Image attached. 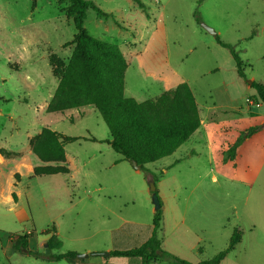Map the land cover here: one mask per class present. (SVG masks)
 <instances>
[{
    "label": "rangeland",
    "instance_id": "374dc122",
    "mask_svg": "<svg viewBox=\"0 0 264 264\" xmlns=\"http://www.w3.org/2000/svg\"><path fill=\"white\" fill-rule=\"evenodd\" d=\"M92 1L106 15L89 8L85 28L126 55L125 95L143 101L187 82L202 125L172 155L145 169L128 160L115 163L122 155L105 141L109 128L94 106H85L82 114L81 108L46 110L59 81L49 56L56 53L66 62L74 48L67 44L76 32L66 14L69 0H37L35 5L34 0H0V148L22 150L28 135L44 126L82 137L66 144L71 174L60 176L69 186L57 191L59 183H50L56 188L43 198V179L24 176L16 210L4 199L7 192L0 193V264H16L7 256L12 234L34 230L29 247L46 252L42 231L54 224L66 233L65 205L82 196L134 214L145 223L141 227L152 228L153 176L167 243L191 259H209L227 246L237 227L243 239L221 264H264V102L249 85L264 83V0ZM203 23L234 46L245 63L241 75L230 49ZM253 126L258 130L228 159V145ZM80 158L87 159L83 167ZM3 181L7 186L6 176ZM86 198L80 202L89 203ZM79 225L90 228L86 222ZM68 245L66 240L59 251ZM200 245L201 254L194 248Z\"/></svg>",
    "mask_w": 264,
    "mask_h": 264
},
{
    "label": "trees",
    "instance_id": "16d2710c",
    "mask_svg": "<svg viewBox=\"0 0 264 264\" xmlns=\"http://www.w3.org/2000/svg\"><path fill=\"white\" fill-rule=\"evenodd\" d=\"M36 1L34 0V5ZM89 8L95 9L100 15H106L92 0H69L66 7L67 17L72 19L76 29L72 40L67 44L74 45V48L66 62L56 53L49 56L52 72L59 81L46 110L64 112L82 106H94L109 128L110 138L105 141L120 153L124 160L131 163L136 160L141 169H145L146 164L172 155L202 125L198 102L187 82L179 83L176 87L143 101L126 96L125 77L128 68L126 55L118 45L89 34L85 28ZM195 17L198 22L202 21L198 11H195ZM217 40L230 49L241 75L245 63L234 46L222 41L218 35ZM249 85L256 89L264 102V83L253 80ZM258 128L250 127L247 132L231 142L227 148V158H235L237 149L244 139ZM81 138L65 135L44 126L40 132L29 138L32 151L44 162L34 167L31 176L69 173L65 145ZM83 138L101 141L95 137ZM13 153L4 147L0 148V154ZM15 177L19 179V174L16 173ZM153 178L157 180L156 176ZM13 195L16 198V194ZM163 220L161 205V208L155 211L153 232L147 241L133 249L116 250L112 253L139 256L144 263L160 261L167 264H220L241 242L243 236L241 229L236 227L224 249L212 258L195 263L163 246ZM54 231H56L54 224L42 231V234L53 232L47 240L49 253L29 247L34 230L12 234V249L46 261L76 260L78 258L76 251H59L62 240ZM199 251H202L201 247Z\"/></svg>",
    "mask_w": 264,
    "mask_h": 264
},
{
    "label": "crops",
    "instance_id": "0c3cea01",
    "mask_svg": "<svg viewBox=\"0 0 264 264\" xmlns=\"http://www.w3.org/2000/svg\"><path fill=\"white\" fill-rule=\"evenodd\" d=\"M89 106V105H88ZM82 110L79 112L80 114L85 113L86 109L85 106L78 107ZM202 118V117H201ZM41 131V129H40ZM39 131V132H40ZM35 135V134H34ZM32 134L28 135V144L22 150L15 151L12 149H7L9 151L14 152L11 155H3L0 154V193L6 191L7 194L4 195V199L7 203H10V208L12 210H16L21 206V202L19 201L22 195V191L20 188H17L21 183V180L24 176H28L32 178L33 169L36 165L43 164L44 162L32 151L29 138L32 137ZM86 137H94V136H86ZM97 138V137H95ZM110 138V135H109ZM106 138V139H109ZM100 140V137L97 138ZM96 142V141H94ZM108 146H111L107 142ZM112 147V146H111ZM66 148V145H65ZM67 154V161L66 163L70 167L69 173H57V174H45L40 176H35L38 178L43 179V189L42 194L43 198L46 196L48 191L54 190L56 187H48L50 183H59L57 187V191H59L62 187V184H66L69 186L70 181L68 178H61L60 175H67L70 176L71 174V166H70V156L66 149ZM82 167L87 163V159H81ZM124 161L123 157L116 158L115 163H120ZM19 174V179H16L15 174ZM6 176V185H4L3 177ZM63 187V189H65ZM66 190V189H65ZM16 194V198L14 195ZM85 196L79 197V202L71 201V205H67L66 202H63L65 205V213L66 219L69 228L67 229L66 233H62V230L57 227L56 231H54L57 236L62 240V248L66 244V240L70 241V245H68L65 249L76 251L78 253V258L73 261L67 260H60V261H46L40 258H36L30 254H25L23 256L17 255V253L12 249L11 239L9 240V249L7 251V256L12 257L14 263H18V261L25 262L27 264H167L160 261H151L150 263H144L143 259L139 256L134 255H119L112 253L116 250H129L133 249L145 241H147L153 232V227L151 228H144L141 227L145 223L139 221L134 217V214H122V209H112L109 203H102L99 201H94L92 198L88 199L89 203H81L80 201L85 200ZM83 199V200H82ZM79 203V204H76ZM45 204H47L45 198ZM97 209L102 210L106 209L111 212L112 217L110 218L107 214L102 210L98 216L91 214V211ZM164 221L163 220V246L170 250L173 253H177L180 257H185L191 260L192 262H199L204 258L200 255H197L195 259H191L187 255H184L180 251H178L175 245H171L167 243V240L164 239ZM81 222H86L90 228L87 229H80ZM148 224V223H147ZM153 226V223H152ZM82 227V226H81ZM56 228V227H55ZM53 232L49 234H43L41 240V245L43 246L47 243L48 238L51 236ZM66 234V235H64ZM243 239V238H242ZM242 241V240H241ZM241 243V242H240ZM239 244V243H238ZM201 247L202 251H199ZM195 249L201 254L203 253V246H195ZM237 248V246H236ZM235 248V249H236ZM234 249V250H235ZM232 250V251H234ZM106 251L108 254H99L98 252ZM231 251V252H232ZM230 252V253H231ZM87 253L88 256L80 257L79 254ZM229 254V253H228ZM178 255V256H179ZM227 257V256H226ZM225 257V258H226ZM224 258V259H225ZM221 261V263L224 261ZM220 263V264H221Z\"/></svg>",
    "mask_w": 264,
    "mask_h": 264
},
{
    "label": "water",
    "instance_id": "95a60500",
    "mask_svg": "<svg viewBox=\"0 0 264 264\" xmlns=\"http://www.w3.org/2000/svg\"><path fill=\"white\" fill-rule=\"evenodd\" d=\"M203 26L208 31L213 33L214 35H217V31L214 28H212V27H210V26H208L207 24H204V23H203ZM132 163L135 166V168L141 169V165H139L136 160H134ZM156 189H157V186H156L155 179L151 178V180H150V190L152 191L153 202L155 203V209L157 210V209L161 208V201H160V198L158 196V193H157ZM45 247L47 248L46 249V253H49L50 252V248L48 247V243H45ZM98 253L99 254H108V252H106V251H102V252H98ZM79 256L80 257H86V256H88V254L87 253H82V254H79Z\"/></svg>",
    "mask_w": 264,
    "mask_h": 264
}]
</instances>
